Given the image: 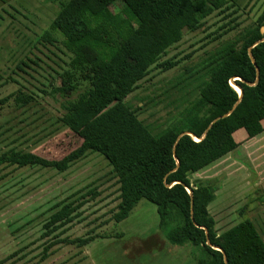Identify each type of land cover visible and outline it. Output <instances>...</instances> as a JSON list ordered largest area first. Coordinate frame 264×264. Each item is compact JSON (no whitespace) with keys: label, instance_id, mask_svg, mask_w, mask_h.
Masks as SVG:
<instances>
[{"label":"trees","instance_id":"obj_1","mask_svg":"<svg viewBox=\"0 0 264 264\" xmlns=\"http://www.w3.org/2000/svg\"><path fill=\"white\" fill-rule=\"evenodd\" d=\"M118 3L123 6V18L111 10ZM239 11L235 0H68L42 38L53 44L57 42L54 34H59L71 55L70 69L62 75L57 92L69 98L82 82L86 84L75 99L66 101L65 112L58 119L81 144L61 160L11 149L0 153V165L61 173L88 154H99L111 166L119 186V203L112 215L115 223L127 219L144 199L156 205L161 226L179 220L166 234L170 244L189 243L204 249L205 259L200 264H264V240L255 224L244 219L218 234L208 209L215 200V189L192 179L199 170L237 150L238 131L243 130L247 139L264 131V41L259 42L264 38V9L257 21L220 44L199 68L188 72V79L202 72L209 77L171 119L164 134L155 136L125 102L154 68L167 71L177 66L176 61L161 60L182 41L184 30L195 32L217 14L225 21L219 27L223 32L217 33L219 40L239 26ZM252 46L258 82L249 56ZM233 79L242 90L241 97L239 89L231 85ZM16 101L20 106L28 102ZM182 133L186 134L177 141ZM76 204L72 201L54 207L58 209L48 218L44 237L77 219L84 202ZM94 238L67 241L83 247Z\"/></svg>","mask_w":264,"mask_h":264},{"label":"rangeland","instance_id":"obj_2","mask_svg":"<svg viewBox=\"0 0 264 264\" xmlns=\"http://www.w3.org/2000/svg\"><path fill=\"white\" fill-rule=\"evenodd\" d=\"M67 1L0 0V153L15 149L61 160L81 144L58 119L66 101L75 99L86 84L82 82L69 98L57 92L71 55L59 34H54L53 44L42 38ZM235 1L240 7L238 27L217 40L225 21L216 14L201 29L184 30L182 41L161 60L176 61L177 66L167 71L154 68L125 100L155 136L168 130L171 119L209 77L202 72L188 79V72L257 21L264 9V0ZM111 10L125 17L121 3ZM17 98L28 102L20 106ZM207 176L218 195L210 208L218 233L250 219L264 240V136L235 151ZM118 189L111 166L96 153L61 173L0 165V264H200L205 259L201 247L170 244L166 234L179 220L161 226L156 205L147 200H140L127 219L115 223ZM72 201L84 202L77 219L44 237V226L58 209L54 207ZM89 236L95 238L83 247L67 241Z\"/></svg>","mask_w":264,"mask_h":264},{"label":"crops","instance_id":"obj_3","mask_svg":"<svg viewBox=\"0 0 264 264\" xmlns=\"http://www.w3.org/2000/svg\"><path fill=\"white\" fill-rule=\"evenodd\" d=\"M263 136H264V131H263L260 135L254 137V138L247 139V138H246V133H245L244 131H242V130L238 131V132L235 134V138H236V140L239 142V146H238V148H237L236 151H239L240 149L245 148V147H246V144H248L249 142H252L253 140H258V139H260V138L263 137ZM233 153H234V152L225 155L224 157H222V158H220L219 160L213 162L212 164L208 165L207 167H205V168L199 170V171L196 172L193 176L197 178L198 183H199L201 186L213 187L212 184H211V183H212L211 180H208V176H207L208 173L213 172V170H214L215 168L219 167V166L222 164L223 160H225L226 158L230 157V155L233 154ZM203 179L206 180L207 182H206V181H203ZM208 182H210V183H208ZM220 191H223V190H220ZM217 196H218V195H217V190L215 189V200H214V201L208 206L209 212H210V208H211V206L216 202V200H217ZM210 214H211V213H210ZM212 217H213V216H212ZM213 218H214V217H213ZM214 220H215V218H214ZM215 221H216V220H215ZM252 222H253V221H252ZM253 223H254V222H253ZM255 226H256V225H255ZM216 231H217V233H218V230H217V222H216ZM225 232H226V231H225ZM218 234H219V233H218Z\"/></svg>","mask_w":264,"mask_h":264},{"label":"water","instance_id":"obj_4","mask_svg":"<svg viewBox=\"0 0 264 264\" xmlns=\"http://www.w3.org/2000/svg\"><path fill=\"white\" fill-rule=\"evenodd\" d=\"M261 33H263L264 34V27L261 29ZM264 41V38L262 39V40H260L259 42H263ZM253 48V46L252 47H250L249 48V56H250V59L252 60V62H253V64L256 66V63H255V60H254V58H253V56H252V52H251V49ZM256 71H257V79H256V82H258L259 81V69L257 68V66H256ZM236 79H233L232 80V82H231V85L233 86V87H237L238 89H239V91L237 90V92L239 93V95H240V97L242 96V90L237 86V85H235L233 82L235 81ZM237 80H240L241 81V79L240 78H237ZM237 107V105H235L234 106V108L233 109H235ZM229 114V113H228ZM227 114V115H228ZM227 115H225V116H227ZM186 133H182L181 135H179V137H178V139H177V141L182 137V136H184ZM175 149V148H174ZM189 193L191 194V191H189ZM193 205H194V200H193V198L191 197V216H192V219H193ZM194 221V220H193ZM196 226H198L197 224H195ZM205 231H206V235H207V238H208V231L205 229V228H203ZM207 244L208 245H210V246H212L211 245V243L208 241L207 242ZM213 248H215L216 250H218V251H222L220 248H218V247H213ZM224 260H225V263H227V259H226V256L224 255Z\"/></svg>","mask_w":264,"mask_h":264}]
</instances>
